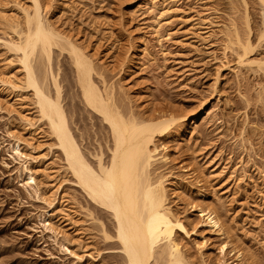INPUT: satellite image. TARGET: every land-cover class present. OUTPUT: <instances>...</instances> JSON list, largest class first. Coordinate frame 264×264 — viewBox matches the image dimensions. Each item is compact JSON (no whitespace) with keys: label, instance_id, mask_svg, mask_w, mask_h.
<instances>
[{"label":"rangeland","instance_id":"374dc122","mask_svg":"<svg viewBox=\"0 0 264 264\" xmlns=\"http://www.w3.org/2000/svg\"><path fill=\"white\" fill-rule=\"evenodd\" d=\"M40 1L50 19L86 48L125 108L153 116L197 113L202 105L194 132L181 136L171 128L155 140L168 146L173 160L172 169L164 171L169 192L183 174L180 167L193 166L211 178L205 190L190 189L184 181L183 200L170 196L173 209L189 224L184 244L193 256L205 241L206 263L218 264L219 247L230 235L255 264H264V74H234L235 55L224 50L218 35V27L233 20L241 28L246 12L254 42L264 16L258 0H180L160 38L151 29L153 14L145 0ZM3 34L0 28V39ZM2 51L0 46V78L11 70ZM52 52L73 135L84 152L94 154L101 147L105 154V126L81 102L67 54ZM31 98L25 90L0 91V264H124L116 241L104 239L99 229L101 223L113 236L111 218L60 170L61 155L37 120ZM24 114L33 128L25 125ZM16 139L21 158L12 151ZM24 166L34 173L32 189L25 185ZM61 205L67 216L54 217ZM207 207L220 216L223 237L200 224L197 209ZM51 209L52 217H42ZM43 219L56 235L42 226Z\"/></svg>","mask_w":264,"mask_h":264},{"label":"bare ground","instance_id":"6f19581e","mask_svg":"<svg viewBox=\"0 0 264 264\" xmlns=\"http://www.w3.org/2000/svg\"><path fill=\"white\" fill-rule=\"evenodd\" d=\"M179 1H144L146 9L153 14L151 29L155 36L161 37L160 31L169 23ZM258 4L264 14V0H258ZM45 8L40 0H0V28L6 37L0 39V46L8 55L4 66L11 69L0 78V91L25 90L30 93L37 120L46 125L54 139V147L61 155L60 170L68 172L87 199L111 218L113 236L101 223L99 229L104 239L116 241L124 264H207L202 252L205 241L196 246L193 256L184 244L190 237L189 224L173 209L170 196L174 194L175 198L183 200L186 196L184 181L189 183L190 189L194 186L207 189L210 175L198 172L193 166L180 167L183 174L176 181L177 187L169 192L166 187L168 173L164 171L172 169L173 160L168 146L155 142L157 137L170 133L171 128L181 136L194 132L197 118L204 114L202 105L197 113L168 112L153 116H139L125 108L114 85L106 81L101 67L96 65L86 48L60 29L50 19V10ZM243 18L241 28L244 30L238 28L237 21L228 20L227 25L218 27V35L223 38L224 50L235 55L234 74L242 71L264 74V16L254 42L249 37L251 30L246 12ZM53 49L67 54L81 102L107 130L105 154L101 147L94 154L84 152L69 127L62 105L61 82L58 73L53 71ZM13 64L15 68H12ZM24 122L29 128L34 127L25 114ZM19 144L20 140L16 139L12 151L21 158ZM24 171L25 185L31 189L36 187L34 173L26 166ZM233 171L228 178L232 179ZM42 200L52 206V201ZM52 212L51 209L42 217H52ZM197 212L201 217L200 224L207 231L221 237L225 235L221 218L214 208H198ZM87 215L92 217L90 213ZM57 216H67L63 205L54 217ZM41 222L46 230L57 234L49 219ZM226 239L218 250L221 256L218 264H255L250 253L236 239L230 235Z\"/></svg>","mask_w":264,"mask_h":264}]
</instances>
